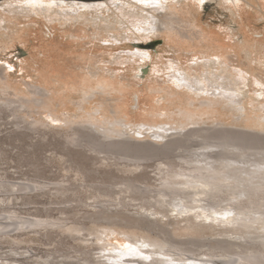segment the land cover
<instances>
[{
  "label": "rangeland",
  "instance_id": "rangeland-1",
  "mask_svg": "<svg viewBox=\"0 0 264 264\" xmlns=\"http://www.w3.org/2000/svg\"><path fill=\"white\" fill-rule=\"evenodd\" d=\"M172 20L179 22L173 25L176 29L198 39L169 32ZM215 42L223 45V54L210 51ZM0 73V104L33 97L38 91L40 104L22 109L19 116L46 123L33 130L17 129L12 110L2 109L0 151L6 161L0 164V182L44 178L77 185L82 176L75 166L88 161L73 154L74 162L67 163L59 154L62 148L73 150L64 143V120L77 122L95 110L101 109L100 120L117 116L130 124L135 135H142L143 125L168 122L176 109L190 108L189 100L199 104L225 98L236 102L237 110L231 112L223 104L216 117L213 113L205 120L213 118L229 128L258 129L254 118L264 115V0H0ZM98 82L105 89L84 96V88ZM233 114L243 120L236 121ZM212 120L203 126H210ZM24 133L31 138L19 135ZM2 188L1 216L9 210L29 218H68L70 227L79 223L89 230L103 228L88 219L95 213L93 208L74 202L66 205L64 214L59 210L63 207L59 203L66 200L94 202L90 191L73 187L66 194L32 192L16 198ZM133 215L145 216L136 211ZM148 216L162 225L167 222ZM257 224L251 231L264 235V224ZM114 228L116 235L108 241L130 248L129 238L121 233L131 230ZM240 230L230 231L245 232ZM46 232L0 238V255L24 264L75 263L82 259L79 251L90 250L70 233ZM198 233L214 231L205 225ZM55 249L71 259L46 258Z\"/></svg>",
  "mask_w": 264,
  "mask_h": 264
},
{
  "label": "bare ground",
  "instance_id": "bare-ground-1",
  "mask_svg": "<svg viewBox=\"0 0 264 264\" xmlns=\"http://www.w3.org/2000/svg\"><path fill=\"white\" fill-rule=\"evenodd\" d=\"M170 22L169 32L186 33L183 35L187 38L198 39L189 36L187 30L176 29L173 25L179 24L178 21ZM208 48L215 53L225 52L217 42ZM100 89L105 86L98 82L82 92L90 96ZM39 95L36 91L33 97L4 100L0 113L3 108L11 109L17 129L45 126L42 120L28 121L26 116H19L22 109L40 104ZM187 104L189 109H176L168 122L143 125L146 132L142 135H135L130 124L117 116L100 120L97 115L101 109L86 113L77 122L64 120L67 131L64 143L73 150L67 146L59 149V154L67 158V163L74 162L73 154L88 161L75 166L82 176L79 184L34 178L27 182H0L4 186L0 188L16 198L18 194L22 197L32 192L66 194L73 187L90 191L93 197L89 199H96L94 202L66 200L59 203L63 205L59 210L64 214L66 205L74 202L78 207L93 208L95 213L88 219L103 228L89 230L79 223L70 227L68 218H29L4 210L7 214H0V238L17 236L19 232L42 234L57 230L70 233L75 241L90 249L87 253L79 251L82 259L75 263L50 264H264V235L251 231L255 224H264V115L257 114L254 118L259 125L255 131L225 127L213 118V124L203 126L211 121L204 117L215 115L219 106L224 104L234 112L237 103L223 98L199 104L189 100ZM233 116L236 121L243 120L242 116ZM19 135L31 138L27 133ZM4 161L6 158L0 151V164ZM96 165L108 170L102 171ZM133 211L145 216L136 217ZM233 212L234 216L223 217ZM148 214L167 222L159 224L150 220ZM205 225L214 234L198 233ZM114 226L131 230L121 233L129 238L130 248L123 249L108 241L116 235ZM240 228L245 232L230 231ZM220 229L224 232H215ZM134 230L145 231L147 235H136ZM62 253L55 249L46 258L71 259ZM12 263L24 264L0 255V264Z\"/></svg>",
  "mask_w": 264,
  "mask_h": 264
},
{
  "label": "snow or ice",
  "instance_id": "snow-or-ice-1",
  "mask_svg": "<svg viewBox=\"0 0 264 264\" xmlns=\"http://www.w3.org/2000/svg\"><path fill=\"white\" fill-rule=\"evenodd\" d=\"M125 247H128V245H125Z\"/></svg>",
  "mask_w": 264,
  "mask_h": 264
}]
</instances>
